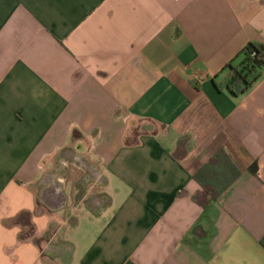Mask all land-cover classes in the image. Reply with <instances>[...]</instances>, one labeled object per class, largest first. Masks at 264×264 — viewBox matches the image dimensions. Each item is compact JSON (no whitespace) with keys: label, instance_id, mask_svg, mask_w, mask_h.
<instances>
[{"label":"crops","instance_id":"1","mask_svg":"<svg viewBox=\"0 0 264 264\" xmlns=\"http://www.w3.org/2000/svg\"><path fill=\"white\" fill-rule=\"evenodd\" d=\"M248 42L264 0H0V264H264V69L213 84Z\"/></svg>","mask_w":264,"mask_h":264},{"label":"trees","instance_id":"2","mask_svg":"<svg viewBox=\"0 0 264 264\" xmlns=\"http://www.w3.org/2000/svg\"><path fill=\"white\" fill-rule=\"evenodd\" d=\"M264 69V46L248 42L229 62L222 71L221 79L213 78L217 91H226L232 96L245 93L259 79ZM252 174L257 173L255 163L249 167ZM240 171L227 152L221 146L191 175L211 201H218L225 189L239 176Z\"/></svg>","mask_w":264,"mask_h":264},{"label":"rangeland","instance_id":"3","mask_svg":"<svg viewBox=\"0 0 264 264\" xmlns=\"http://www.w3.org/2000/svg\"><path fill=\"white\" fill-rule=\"evenodd\" d=\"M69 166V165H68ZM70 168V167H69ZM70 179L72 180V183L78 186V194L82 195L83 197H89L87 196V190L88 188L90 189V193L88 195H92V190L91 188L94 186H99V180H95L92 175L85 174L81 170L75 169L74 171L70 172ZM98 195V193L96 194ZM101 196V195H100Z\"/></svg>","mask_w":264,"mask_h":264}]
</instances>
